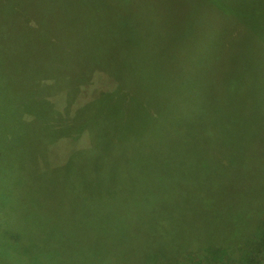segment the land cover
<instances>
[{"label": "trees", "instance_id": "16d2710c", "mask_svg": "<svg viewBox=\"0 0 264 264\" xmlns=\"http://www.w3.org/2000/svg\"><path fill=\"white\" fill-rule=\"evenodd\" d=\"M119 1L0 0L13 21L0 23L2 46L12 47L0 53V76L8 98H25V128L14 139L26 148L19 150L23 161L43 164L34 176L44 198L61 207L71 195H89L86 209L94 228L160 240V233L217 220L228 196L220 190L229 194L236 181L250 179L243 178L248 167L258 168L243 153L244 144L250 146L245 136L205 123L186 99L191 94L178 67L182 19L173 23L178 47L167 49L162 66L149 40L152 32L145 36L141 25L150 15L160 28L158 6L125 0L124 9ZM93 14L100 19L97 28L86 23ZM238 86L228 79L223 98L236 95ZM130 102L133 114L122 115L120 104ZM155 227L166 231L151 232Z\"/></svg>", "mask_w": 264, "mask_h": 264}, {"label": "rangeland", "instance_id": "374dc122", "mask_svg": "<svg viewBox=\"0 0 264 264\" xmlns=\"http://www.w3.org/2000/svg\"><path fill=\"white\" fill-rule=\"evenodd\" d=\"M148 1L158 6L156 16L163 23L156 27V17L150 15L141 23L147 27L144 35L152 32L149 40L157 47L158 61L165 66L167 49L178 47L174 40L178 34L172 30L178 28L173 23L180 17L178 30L184 40L183 63L178 67L191 94L186 99L195 103V114L199 109L207 118L205 123L225 125L245 136L250 146L244 144L243 153L258 170L250 172L248 167L243 178L250 179L236 181L229 194L220 190L228 196L217 220L207 216L210 221L172 234L165 228H150L166 231L160 233V240L96 229L86 209L91 196L71 195L61 207L44 198L43 185L34 176L37 166L36 176L45 169L43 164L23 161L19 150L26 148L18 147V138L14 139L25 128L20 104L25 98H8L0 76V264H264V0H221L231 9L217 6L214 0ZM119 2L125 9L128 2ZM172 7L178 10L171 11ZM11 22L0 5V23ZM86 23L97 28L100 19L87 15ZM5 48L12 51L11 44L0 42V53ZM119 48L123 55L124 44ZM126 48L137 50L134 45ZM228 79L237 80L239 86L236 95L223 98ZM120 105L122 115L133 114L131 102Z\"/></svg>", "mask_w": 264, "mask_h": 264}]
</instances>
